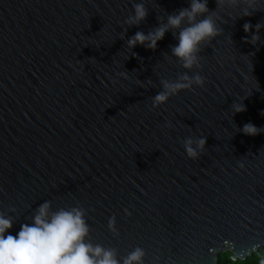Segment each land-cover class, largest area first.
<instances>
[{
    "label": "water",
    "instance_id": "95a60500",
    "mask_svg": "<svg viewBox=\"0 0 264 264\" xmlns=\"http://www.w3.org/2000/svg\"><path fill=\"white\" fill-rule=\"evenodd\" d=\"M138 3L147 18L129 26ZM189 6L0 0V212L14 219L9 234L50 202L53 212L83 210L87 242L114 249L120 264L137 248L142 264H218L221 252L236 261L264 246V27L255 28L264 4L246 16L242 3L208 0L221 34L191 70L172 55L174 31L155 50L128 47ZM185 74L204 85L153 107L163 81ZM246 124L259 134L245 135Z\"/></svg>",
    "mask_w": 264,
    "mask_h": 264
},
{
    "label": "clouds",
    "instance_id": "9594fccd",
    "mask_svg": "<svg viewBox=\"0 0 264 264\" xmlns=\"http://www.w3.org/2000/svg\"><path fill=\"white\" fill-rule=\"evenodd\" d=\"M217 8L227 6L246 5V16L254 11L262 10L258 5L264 0H215ZM148 12L143 4L134 6V15L128 17L126 23L139 25L147 18ZM202 17V18H201ZM264 25H256L257 32ZM253 25L246 23L244 31L251 33ZM169 31L178 33L179 43L172 48V55L177 58L182 67L193 69L199 67V53L203 46L211 43L212 39L221 34L216 20L208 8V0H190L188 8L180 9L177 13L167 16V20L159 27L145 34L142 31L128 40V47L135 48L137 44L151 50L157 48L158 42L165 38ZM259 39L252 36V42ZM247 42V41H246ZM195 83L204 85V78L200 75L189 77L187 74L180 79L169 82L163 81L164 91L153 98V107H159L168 101L171 95L187 90ZM236 113L246 111L242 104H234ZM245 135L256 136L259 130L253 124H246L243 128ZM197 147L203 151L206 140L199 139ZM189 158H197V150L193 141L188 139L184 143ZM85 213L79 208L51 210L50 202L39 206L31 223H23L16 235L9 234L14 226V219L0 212V264H120L114 249H105L100 245H93L88 241L90 228L85 220ZM114 218L109 222V228L114 226ZM145 253L137 248L130 253L123 264H142ZM246 253H236L234 258H243Z\"/></svg>",
    "mask_w": 264,
    "mask_h": 264
},
{
    "label": "trees",
    "instance_id": "16d2710c",
    "mask_svg": "<svg viewBox=\"0 0 264 264\" xmlns=\"http://www.w3.org/2000/svg\"><path fill=\"white\" fill-rule=\"evenodd\" d=\"M230 251L218 255V264H264V246L247 256L245 259L231 260Z\"/></svg>",
    "mask_w": 264,
    "mask_h": 264
}]
</instances>
